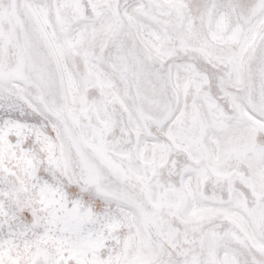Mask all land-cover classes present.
Returning a JSON list of instances; mask_svg holds the SVG:
<instances>
[{"label": "snow or ice", "instance_id": "6c2138e0", "mask_svg": "<svg viewBox=\"0 0 264 264\" xmlns=\"http://www.w3.org/2000/svg\"><path fill=\"white\" fill-rule=\"evenodd\" d=\"M0 264H264V0H0Z\"/></svg>", "mask_w": 264, "mask_h": 264}]
</instances>
